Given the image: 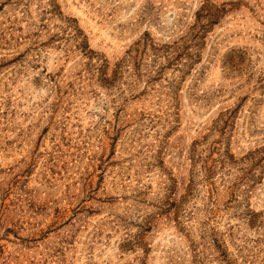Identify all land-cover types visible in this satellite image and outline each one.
<instances>
[{"label":"rangeland","instance_id":"374dc122","mask_svg":"<svg viewBox=\"0 0 264 264\" xmlns=\"http://www.w3.org/2000/svg\"><path fill=\"white\" fill-rule=\"evenodd\" d=\"M0 264H264V0H0Z\"/></svg>","mask_w":264,"mask_h":264}]
</instances>
